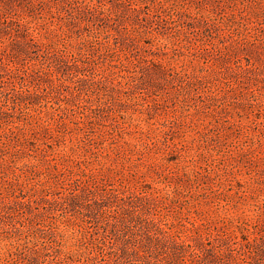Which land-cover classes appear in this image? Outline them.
<instances>
[{"label":"rangeland","instance_id":"1","mask_svg":"<svg viewBox=\"0 0 264 264\" xmlns=\"http://www.w3.org/2000/svg\"><path fill=\"white\" fill-rule=\"evenodd\" d=\"M0 264H264V0H0Z\"/></svg>","mask_w":264,"mask_h":264}]
</instances>
